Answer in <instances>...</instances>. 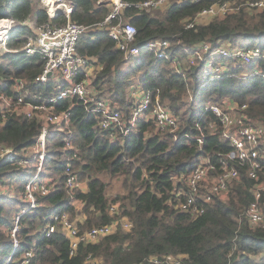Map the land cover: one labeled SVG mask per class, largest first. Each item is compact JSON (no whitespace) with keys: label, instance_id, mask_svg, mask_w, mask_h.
Segmentation results:
<instances>
[{"label":"trees","instance_id":"obj_1","mask_svg":"<svg viewBox=\"0 0 264 264\" xmlns=\"http://www.w3.org/2000/svg\"><path fill=\"white\" fill-rule=\"evenodd\" d=\"M72 1L71 19L89 26L79 40L78 51L94 57V63L102 66L93 79L100 94L117 102L128 116L132 106L128 89L132 85L154 93L159 91L163 104L179 116L180 133L189 134L190 138L180 135L176 139L168 131H157L152 122L141 120L136 132L113 141L100 129L95 114L88 112L81 102H58L57 109L70 107L71 110L72 137L79 148L73 166L80 179L86 178L87 182L85 189H76L73 196L82 206L72 203L66 187L63 170L67 156L73 151H64L66 141L62 132L54 131L48 142L47 170L51 169L55 177V190L38 196L40 205L35 208H29L30 202L20 196L25 193V183L35 169H17L7 158H1L0 182H7L19 191L14 195L0 193V264L5 263L14 245L5 227L12 224L19 210L25 209L20 218L16 256L19 258L34 247L29 264H87L89 253L100 258V264H158L151 258L166 255L182 256L180 264H264V226H251L245 214L254 200L253 180L248 177L247 168L241 167L240 179L233 184L229 197L225 200L214 197L203 213L182 210L168 202L169 198L176 201L171 178L174 172L191 170L203 156L215 163L217 172L221 155L231 150L229 142L208 132L203 144L197 141L196 123L205 126L215 119L206 110V101L232 96L239 102H249L248 112L263 120L264 77L244 76L242 73L252 66L231 59L228 71L203 87V66L199 64L184 63L183 71L178 72L171 67L169 59L157 57L150 50L127 57L116 48L107 30L98 28L109 7L101 0ZM209 3L208 0L197 3L175 0L154 13H140L134 6H128L124 14L136 26L137 45L168 38L172 50L179 54H184L185 47L204 42L228 43L235 49L264 48V12H250L246 7L225 18L187 28L186 22ZM0 17L14 20L9 41L12 50H0V76L7 88L14 78H26L37 94L33 100L40 101L54 93L57 87L52 82H35L36 75L42 71L43 59L21 48L34 35V28L45 23L64 24L65 15L50 17L42 0H0ZM40 130L38 120L24 115H15L5 122L0 117V145L20 151L34 143ZM101 172L123 176L126 193L114 198L108 196L107 185L99 176ZM113 203L131 218L133 228L119 230L96 243H83L74 255L70 254V240L60 225L50 235L42 232L51 218L64 210L81 230L109 223L114 218L110 212ZM262 207L264 211V201Z\"/></svg>","mask_w":264,"mask_h":264},{"label":"built area","instance_id":"obj_2","mask_svg":"<svg viewBox=\"0 0 264 264\" xmlns=\"http://www.w3.org/2000/svg\"><path fill=\"white\" fill-rule=\"evenodd\" d=\"M109 11L98 24V28L107 30L108 35L115 41L116 48L124 52L127 57L140 55L142 50H150L157 57L169 59L171 67L176 71H183L184 63L189 66L201 65L203 82L206 87L210 80L223 75L231 59L238 60L252 66L244 76L264 77V48L238 47L232 48L228 43L212 45L204 42L194 47H185L184 54L176 53L171 48L168 38L151 39L143 45L135 43L137 29L133 22L125 17L124 10L134 6L140 13L153 12L164 9L175 0H141L130 3L125 0H101ZM181 2H201L205 0H177ZM210 3L201 8L195 17L186 22V27H195L207 23L214 18H225L229 14L246 7L250 12H264V0H208ZM47 12L50 17L65 15L66 23H45L34 28V35L21 48L29 55H39L43 59L42 71L36 75L38 84L52 82L57 87L54 93L49 94L40 101L33 100L37 94L33 91L26 78H14L8 84L0 76V117L3 122L15 115H24L29 119L39 121L41 130L34 143L25 149L16 151L11 146L0 145V159L7 158L14 168L33 167V176L25 183V193L20 196L30 202L29 208L40 205L38 196L47 195L55 190V177L47 170L48 142L54 131L64 134L66 141L64 151H73L68 155L63 173L67 190L72 203L77 207L82 202L73 196L76 189H85L84 182L74 170L73 160L78 156L79 148L72 137L71 110L69 108L57 109V103L68 100L70 104L81 102L88 112L95 114L101 130L106 132L110 140H123L126 136L136 132L138 122L143 120L152 122L157 131H168L177 139L181 134V120L168 106L163 104L160 93L144 90L140 85H132L129 97L132 103L131 111L127 116L120 109L118 103L108 96H103L94 84L96 71L102 66L95 62L92 56H84L78 51L81 36L89 29L71 19L74 9L72 0H47ZM14 20L9 17H0V50L10 51L9 41ZM215 116L205 126L199 122L196 127L197 141L203 144L206 132L219 135L229 142L231 150L221 155L220 170L215 172L217 166L208 156H203L194 167L185 172H174L171 175L173 193L176 201L169 198L168 202L176 204V208L191 210L193 213H203L206 205L214 197L225 200L229 197L233 184L240 179L241 167L247 168V175L253 180L251 191L254 195L246 208V217L253 227L264 226V119L260 120L248 112L249 102H239L232 96H223L210 100L206 104ZM0 193L14 195V187L7 182H0ZM19 210L10 226L5 227L6 232L13 241L12 252L4 264H29L34 247L25 251L18 258L16 251L20 245V218L26 211ZM114 218L109 223L81 230L70 218L68 211L55 214L43 227V234L50 235L55 232L58 225L70 240V254H76L83 243H96L101 238L119 230L128 231L133 228V221L126 215L117 203L110 206ZM4 230V225L1 226ZM182 256L166 255L153 257L155 263L180 264ZM101 259L91 253L86 255L87 264H100Z\"/></svg>","mask_w":264,"mask_h":264},{"label":"rangeland","instance_id":"obj_3","mask_svg":"<svg viewBox=\"0 0 264 264\" xmlns=\"http://www.w3.org/2000/svg\"><path fill=\"white\" fill-rule=\"evenodd\" d=\"M47 0H42V4L43 6H45L46 8L48 7L47 4H46ZM156 12V11H155ZM154 13V12H153ZM32 25V23H31ZM245 72V71H244ZM131 89V87H130ZM130 89H128V96H129V92H130ZM192 94V93H191ZM193 96V95H192ZM130 98V97H129ZM207 100H209L207 98ZM209 101H206V104L208 103ZM75 142V141H74ZM49 172H52L51 169L48 170ZM53 175V174H52ZM99 176L104 180V182L106 183L107 185V194L108 196L114 198L116 197L117 195H120V196H123L126 192L124 190V186H123V176L121 175H111L110 173L108 172H101L99 173ZM6 179V178H5ZM13 178H8L7 180H11L12 181ZM84 182V184H86V178H83L82 180ZM16 190L17 187H15ZM15 190V191H16ZM19 191V190H18ZM17 192V191H16ZM19 193V192H18ZM21 195V193H20ZM121 201V203L123 202L121 199L119 200Z\"/></svg>","mask_w":264,"mask_h":264}]
</instances>
